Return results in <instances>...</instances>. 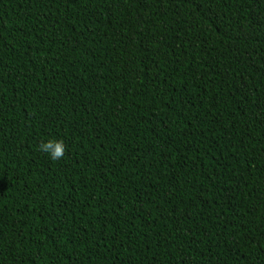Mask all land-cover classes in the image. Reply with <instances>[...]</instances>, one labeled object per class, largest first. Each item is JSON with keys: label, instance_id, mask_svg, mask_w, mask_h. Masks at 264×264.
Returning a JSON list of instances; mask_svg holds the SVG:
<instances>
[{"label": "trees", "instance_id": "obj_1", "mask_svg": "<svg viewBox=\"0 0 264 264\" xmlns=\"http://www.w3.org/2000/svg\"><path fill=\"white\" fill-rule=\"evenodd\" d=\"M0 264H264V0H0Z\"/></svg>", "mask_w": 264, "mask_h": 264}, {"label": "clouds", "instance_id": "obj_2", "mask_svg": "<svg viewBox=\"0 0 264 264\" xmlns=\"http://www.w3.org/2000/svg\"><path fill=\"white\" fill-rule=\"evenodd\" d=\"M39 150L46 153L51 160H59L65 154V146L62 140L48 139L39 145Z\"/></svg>", "mask_w": 264, "mask_h": 264}]
</instances>
